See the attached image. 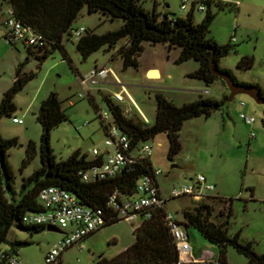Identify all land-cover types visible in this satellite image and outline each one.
I'll return each mask as SVG.
<instances>
[{"label":"rangeland","instance_id":"obj_1","mask_svg":"<svg viewBox=\"0 0 264 264\" xmlns=\"http://www.w3.org/2000/svg\"><path fill=\"white\" fill-rule=\"evenodd\" d=\"M147 10L158 13L168 11L170 15L184 17L189 12L182 10V0H138ZM202 2V1H201ZM190 2L188 7L190 6ZM205 10H192L194 22L204 17ZM10 6L0 0V101L3 93L13 82V78L22 64L20 73L32 74L23 87L14 95L15 111L0 117V133L3 137L16 136L18 142L7 151V159L13 171L14 187L19 192L23 178L40 166L39 138L41 126L36 119L39 104L51 91L60 99L61 107L68 115L67 120L55 126L50 133V145L56 159L68 157L75 149L93 157L92 148L104 149L105 132L98 111L110 113L103 98L105 94L119 91L120 85L112 75L98 85L87 86L92 95L78 97L86 92L79 83V75H85L89 69L97 66H110L127 93L133 98L132 104L124 95L120 102L124 110L130 106L127 115L146 123L153 122L156 110L155 93L161 92L177 105L195 100L199 94L216 99L227 96L222 106L209 116L199 115L183 121L179 130L181 149L172 159L167 157L168 139L165 132L158 133L148 140L152 146L150 160L154 168L161 170L157 181L164 197L172 186L181 187L194 181L198 173L206 177L214 188L207 192L227 200L231 204V214L225 216L227 207L205 199L213 206L211 220L227 219L229 235L239 233L242 243L249 242L252 249L264 252V105L247 93H237L228 99L230 89L216 78L209 85L199 78L188 74L199 63L195 59L176 62L180 48H169L166 43L144 41L137 55L138 65L123 68L122 58L113 57L115 49L124 42L119 40L115 47L103 45L86 58H82L76 49L77 38L64 35L63 47L68 62L60 49L55 48L45 59H38L29 53L21 43H11L4 37L2 21L8 16ZM210 11L214 18L209 27V36L218 43L233 44L229 53L220 58L219 65L229 68L241 81L257 83L264 89V0H210ZM122 19L111 18L101 11L87 12L83 6L72 28L84 26L101 34L121 26ZM243 55L253 57L250 68H238L237 61ZM154 66L159 74L151 77L146 73ZM207 89V93L202 91ZM254 117L252 124L246 123L240 113ZM21 117L23 122L16 123L12 117ZM111 119V118H110ZM28 140L35 142L33 158L22 166L25 146ZM203 199V200H204ZM187 195L167 200L165 208L174 218L183 221V210L197 204ZM223 212V214L221 213ZM140 221L121 219L102 226L88 235L84 247L72 246L61 254L60 264H97L99 256L110 259L135 241L133 228ZM196 257L218 259L219 247L205 239L193 226L185 227ZM62 228L29 233L12 224L8 230L7 241L0 243V251L11 250L10 241L28 240L30 243L16 249L15 257L20 264H46L45 254L63 237ZM225 261L228 264H249L247 257L239 253L232 245L225 246ZM126 264V263H124ZM257 264V263H252Z\"/></svg>","mask_w":264,"mask_h":264},{"label":"trees","instance_id":"obj_2","mask_svg":"<svg viewBox=\"0 0 264 264\" xmlns=\"http://www.w3.org/2000/svg\"><path fill=\"white\" fill-rule=\"evenodd\" d=\"M3 1L10 6L15 18L29 25L41 36V44L26 46L27 51L35 54L38 59H45L50 51L58 48L64 58L70 62L62 40L64 35L69 36L73 21L81 8L86 6L88 13L101 11L111 18L119 17L123 22L120 27L101 34L86 28L85 33L76 41V49L82 58H86L103 45H107L108 48L115 47L119 40L124 39V42L115 49L113 57L121 56L123 68L130 65L136 67L137 55L142 50L144 41L162 42L169 48L174 46L180 48L176 62L187 59L198 61V67L191 71L189 76L203 80L206 85L216 78L224 82L210 69V62L213 59L216 66L228 73L234 83L253 84L260 88L264 96V90L257 83L241 81L229 68L219 65L220 58L229 53L233 44H220L209 36V27L214 18V14L209 9L210 0H202L208 8L199 22H194L192 11L184 17L170 15L168 11L158 13L155 9L152 11L145 9L138 0ZM252 65L253 57L250 55L241 56L236 63L238 68H250ZM21 67L22 64H19L12 85L3 93L0 101V117L15 111L14 95L32 76V74L22 75ZM103 98L113 122L131 137L134 145L165 132L168 139L167 157L172 159L181 149L179 130L183 121L199 115L209 116L213 110L222 106L227 96L216 99L199 94L195 100L177 105L158 91L155 93V117L150 124L146 123L142 117V120H139L125 114L120 102L114 100L110 94H105ZM96 111L98 112L97 107ZM67 118L68 115L62 109L55 91H51L41 100L36 113V119L41 126L38 145L40 166L23 178L19 192L14 187L13 171L7 159L8 149L16 145L18 139L16 136L3 137L0 133V243L7 241L8 230L12 224H16L29 233L46 228V225H28L22 220L26 211L43 209L38 199V192L43 186L64 187L71 191L81 203L106 209L109 193L118 189L122 194L130 195L135 191V182L138 177L152 172L153 165L150 158H144L126 166L114 177L84 181L79 171L100 162L101 158H87L86 153L77 148L68 157L58 160L50 145L51 130ZM35 149V142L28 140L22 166L33 158ZM204 198L226 206L225 216L231 214V204H226L227 200L224 198L216 195H207ZM203 199L193 207L183 210V221L180 222L184 227H195L205 239L215 243L219 247L220 262L226 263L225 246L232 245L239 253L247 257L249 264H264V252L258 254L249 242L242 243L239 240V233L228 234L227 219L217 222L211 220L213 206ZM164 213L163 209H156L151 218L143 219L133 228L135 241L132 244L110 259L99 256L97 264H175L178 260V252L169 228L164 222ZM118 220L120 219L112 217L104 225ZM29 243L28 240L15 239L10 241L11 250L15 252L18 247Z\"/></svg>","mask_w":264,"mask_h":264},{"label":"built area","instance_id":"obj_3","mask_svg":"<svg viewBox=\"0 0 264 264\" xmlns=\"http://www.w3.org/2000/svg\"><path fill=\"white\" fill-rule=\"evenodd\" d=\"M201 1L182 0L180 8L189 12L194 8L203 11L205 6L204 2ZM189 2L191 5L188 7ZM2 24L4 37L11 43H21L25 46L42 43L41 36L29 25L15 18L11 8L8 10V16L3 19ZM85 31L86 28L84 26L75 29L71 28L68 38H78ZM109 74L120 85L119 91L110 93L111 97L121 102L124 100L123 93H125L130 102L134 104L133 98L127 93L124 84L110 66L95 65L85 75H79V83L82 88L86 89V92H79L77 94L78 97H83L84 95L91 97L92 95L87 90V86L98 85ZM207 92V89L203 90V93ZM130 111L131 108L128 106L124 113L127 114ZM98 115L103 123L105 132V147L104 149L92 148L93 157H99L101 160L79 171L84 181L114 177L126 166L141 159L150 158L152 146L148 142L149 139L134 145L131 137L113 122L111 113L98 111ZM141 116L144 117L142 114ZM240 117L248 124H252L254 121L253 116L242 112ZM12 120L16 123L23 122L21 117L16 116H13ZM160 172L159 168L153 167L151 173L138 177L135 182V191L130 195L122 194L118 189H114L108 194L105 205L107 210L81 203L71 191L64 187L58 185L41 187L38 192V199L43 209L26 211L22 217L23 222L28 225H53L66 230L63 231L61 240L46 252V264H60L62 252L72 246L83 248V240L89 234L104 226L106 221L112 217L131 221L139 217L140 221L135 225L138 226L143 219L151 218L153 212L160 208L165 211L164 222L169 228L178 252V260L175 264H228L227 262H220L218 259L194 256L184 225L167 212L165 208L168 199L181 195H187L193 200L199 201L208 195L207 192L212 190L214 185L207 182L203 174L198 173L194 181L183 184L178 188L172 186L168 196L164 197L157 181V175ZM13 252L12 250L0 251V264H20Z\"/></svg>","mask_w":264,"mask_h":264},{"label":"water","instance_id":"obj_4","mask_svg":"<svg viewBox=\"0 0 264 264\" xmlns=\"http://www.w3.org/2000/svg\"><path fill=\"white\" fill-rule=\"evenodd\" d=\"M210 69L211 71L218 75L220 78L224 80L226 85L230 89V94L228 96V99H232L233 96L237 93L243 92L247 93L250 96H252L257 102L262 103L264 105V96L261 93V90L259 87L251 84V85H244V84H236L234 81L231 79L230 75L222 70H220L216 66V62L212 59L210 62ZM150 71H156L155 69H151ZM46 228L51 229V230H59L56 226L53 225H46Z\"/></svg>","mask_w":264,"mask_h":264},{"label":"crops","instance_id":"obj_5","mask_svg":"<svg viewBox=\"0 0 264 264\" xmlns=\"http://www.w3.org/2000/svg\"><path fill=\"white\" fill-rule=\"evenodd\" d=\"M151 69H155L156 71H150ZM146 73L149 75V76H151V77H156V76H152L151 74H153V73H155V74H157V76H158V74H159V71H158V69L156 68V67H154V66H151V67H148L147 69H146ZM264 90V89H263ZM203 92V91H202ZM92 158V157H91Z\"/></svg>","mask_w":264,"mask_h":264},{"label":"bare ground","instance_id":"obj_6","mask_svg":"<svg viewBox=\"0 0 264 264\" xmlns=\"http://www.w3.org/2000/svg\"><path fill=\"white\" fill-rule=\"evenodd\" d=\"M153 72V71H152ZM152 76H157V74H155V73H153V74H151Z\"/></svg>","mask_w":264,"mask_h":264}]
</instances>
